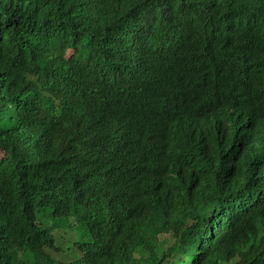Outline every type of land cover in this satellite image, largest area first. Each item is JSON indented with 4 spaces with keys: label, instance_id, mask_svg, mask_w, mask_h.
<instances>
[{
    "label": "trees",
    "instance_id": "obj_1",
    "mask_svg": "<svg viewBox=\"0 0 264 264\" xmlns=\"http://www.w3.org/2000/svg\"><path fill=\"white\" fill-rule=\"evenodd\" d=\"M0 264H264V0H0Z\"/></svg>",
    "mask_w": 264,
    "mask_h": 264
},
{
    "label": "rangeland",
    "instance_id": "obj_2",
    "mask_svg": "<svg viewBox=\"0 0 264 264\" xmlns=\"http://www.w3.org/2000/svg\"><path fill=\"white\" fill-rule=\"evenodd\" d=\"M46 223L50 224L51 221L48 219L46 220ZM77 231L70 230L66 222H63V225H60L59 222L56 221L52 233L58 243L63 242L64 244H69V242L75 241L77 236L79 238V231ZM79 240L85 241L86 238L85 236H82V238H79ZM57 258L63 260V258H66V255H58Z\"/></svg>",
    "mask_w": 264,
    "mask_h": 264
}]
</instances>
